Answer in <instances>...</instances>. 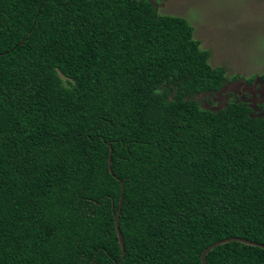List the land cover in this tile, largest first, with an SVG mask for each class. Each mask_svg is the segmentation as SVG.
<instances>
[{"label": "trees", "instance_id": "1", "mask_svg": "<svg viewBox=\"0 0 264 264\" xmlns=\"http://www.w3.org/2000/svg\"><path fill=\"white\" fill-rule=\"evenodd\" d=\"M208 55L149 0H0V264H114L120 183V264L264 244V113L199 106L226 81Z\"/></svg>", "mask_w": 264, "mask_h": 264}, {"label": "rangeland", "instance_id": "2", "mask_svg": "<svg viewBox=\"0 0 264 264\" xmlns=\"http://www.w3.org/2000/svg\"><path fill=\"white\" fill-rule=\"evenodd\" d=\"M149 1L159 14L185 18L200 48L208 50V63L225 71L219 91L194 95L201 108L214 110L234 98L264 113V0Z\"/></svg>", "mask_w": 264, "mask_h": 264}, {"label": "water", "instance_id": "3", "mask_svg": "<svg viewBox=\"0 0 264 264\" xmlns=\"http://www.w3.org/2000/svg\"><path fill=\"white\" fill-rule=\"evenodd\" d=\"M107 167H108V171L111 172L109 157L107 159ZM122 188H123L122 183H120V195L118 197L117 209H116L115 215L113 217L114 230H115L116 238H117V241H118V244H119V249H120L119 260L116 261L114 264H120L121 259H122L123 255H124V246H123L122 238H121V235H120V232H119V229H118V221H117L118 220L119 209H120V205H121ZM228 241H238L240 243H243V244H246V245H250V246H256V247H259V248L264 250V244H261V243H258V242H254V241H251V240H248V239H244V238H241V237H237V236H229V237H226V238H223V239L216 240V241L210 243L209 245H207L206 247H204L202 249V251L200 252V254H199L200 263L201 264H206L205 263V259H204L205 254L212 247H214L216 245H219V244H223V243L228 242Z\"/></svg>", "mask_w": 264, "mask_h": 264}]
</instances>
